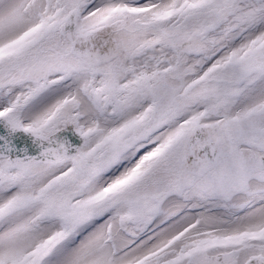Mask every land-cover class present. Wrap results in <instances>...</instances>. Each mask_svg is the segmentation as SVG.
Segmentation results:
<instances>
[{
	"label": "snow or ice",
	"instance_id": "obj_1",
	"mask_svg": "<svg viewBox=\"0 0 264 264\" xmlns=\"http://www.w3.org/2000/svg\"><path fill=\"white\" fill-rule=\"evenodd\" d=\"M0 264H264V0H0Z\"/></svg>",
	"mask_w": 264,
	"mask_h": 264
}]
</instances>
